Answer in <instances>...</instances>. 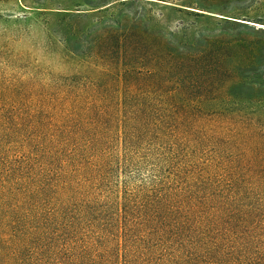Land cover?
Instances as JSON below:
<instances>
[{
	"label": "trees",
	"instance_id": "1",
	"mask_svg": "<svg viewBox=\"0 0 264 264\" xmlns=\"http://www.w3.org/2000/svg\"><path fill=\"white\" fill-rule=\"evenodd\" d=\"M65 42L0 44V264H264V126L184 93L164 49L110 73Z\"/></svg>",
	"mask_w": 264,
	"mask_h": 264
},
{
	"label": "rangeland",
	"instance_id": "2",
	"mask_svg": "<svg viewBox=\"0 0 264 264\" xmlns=\"http://www.w3.org/2000/svg\"><path fill=\"white\" fill-rule=\"evenodd\" d=\"M93 1L0 0V44L38 53L49 47L57 57L55 50L61 52L60 42L66 38L63 45L81 54L73 56L76 67L101 69L103 61L115 66L110 73L121 71L122 57L128 63L126 54L132 49L143 62L164 49L170 54L164 60L184 63L182 72L171 75L181 77L184 93L194 89L206 109L231 110L245 115L246 122L264 126V6L252 1ZM48 12L70 15L63 21L49 20L51 39L33 21L34 14ZM107 29L126 34L119 53L108 60L94 54L98 47L113 45L104 36Z\"/></svg>",
	"mask_w": 264,
	"mask_h": 264
}]
</instances>
